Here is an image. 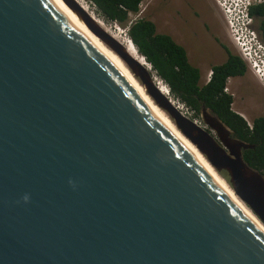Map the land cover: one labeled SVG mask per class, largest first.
Here are the masks:
<instances>
[{
  "label": "water",
  "instance_id": "obj_1",
  "mask_svg": "<svg viewBox=\"0 0 264 264\" xmlns=\"http://www.w3.org/2000/svg\"><path fill=\"white\" fill-rule=\"evenodd\" d=\"M61 1L264 226L252 147L205 109L216 137L185 117ZM0 264H264V234L51 0H0Z\"/></svg>",
  "mask_w": 264,
  "mask_h": 264
},
{
  "label": "trees",
  "instance_id": "obj_2",
  "mask_svg": "<svg viewBox=\"0 0 264 264\" xmlns=\"http://www.w3.org/2000/svg\"><path fill=\"white\" fill-rule=\"evenodd\" d=\"M86 1L93 5L104 22L125 29L129 14H137L143 0ZM249 15L255 20L253 28L264 44V4L251 8ZM127 37L174 100L190 110L195 118L201 116L203 109L219 117L241 141L252 147L242 151V158L250 168L264 176V122L249 130L245 125L236 129L235 122L225 120V117L231 119L233 116L230 96L224 93L227 80L247 73L240 58L227 49V61L213 66L210 81L200 86V71L190 65L185 49L170 36L157 34L151 21L140 19L133 22L128 26Z\"/></svg>",
  "mask_w": 264,
  "mask_h": 264
},
{
  "label": "rangeland",
  "instance_id": "obj_3",
  "mask_svg": "<svg viewBox=\"0 0 264 264\" xmlns=\"http://www.w3.org/2000/svg\"><path fill=\"white\" fill-rule=\"evenodd\" d=\"M84 1L86 2L87 7L90 9V13H93V15L99 19L101 23H103L104 29L111 36L114 35L115 37H118L119 41L125 38L128 39L127 30L131 23L140 19L151 21L156 27L157 34L170 36L176 44L185 49L190 65L199 69L200 71V86L205 84L206 74L211 70V68L213 66L222 64L226 55L220 46L212 44L209 34L206 32L207 26H209L208 23L212 25V30H218L220 42H224L226 44L225 47L232 54H237L232 43H230L228 39L226 26L220 12L215 8L216 13L212 14L210 9L207 7L208 2L206 0H178L176 5H180L179 7L182 9V11H180L181 16H177L174 11H170L168 8H166V1L168 0H156V2L151 0H143V3L139 8V12L129 18L125 29H121L115 24L104 22L99 17L93 5H91L86 0ZM189 4H191L195 9L199 10V19H196L192 16L189 9ZM254 25H256V23ZM194 33L196 34V37H193ZM246 81L253 82L256 85L258 84L262 87L260 88L264 90V83H262V81H260L258 77H256V75L250 71L247 73ZM240 84L242 85V83ZM239 85L236 83L232 87L233 90L236 91L239 88ZM170 99L176 103V105L180 108L181 113L185 117L194 121L198 126L216 137L215 132L208 125L207 118L205 117L204 113L202 114L203 110L201 112V116L195 118L190 110L181 105L178 101L174 100L171 96ZM220 175L222 178L227 179V176L224 172H221Z\"/></svg>",
  "mask_w": 264,
  "mask_h": 264
},
{
  "label": "bare ground",
  "instance_id": "obj_4",
  "mask_svg": "<svg viewBox=\"0 0 264 264\" xmlns=\"http://www.w3.org/2000/svg\"><path fill=\"white\" fill-rule=\"evenodd\" d=\"M53 4L58 8L60 12L100 51L104 54V56L119 70V72L124 76V78L128 81V83L132 86V88L136 91V93L141 97L143 102L148 106L152 114L168 129V131L173 135V137L184 146L193 157L200 163L203 169L210 175V177L219 185V187L226 193V195L232 200L234 204L245 214V216L256 225L259 230L264 234V226L258 221V219L239 201V199L234 195L231 189L227 186L225 181L214 171V169L207 163V161L203 158L197 148L191 144L189 140H187L172 124V122L168 119V117L152 102V100L147 96L145 90L136 82L131 73L127 70V68L123 65L121 60L111 51L109 50L98 38H96L83 24L81 20L69 10L61 0H51ZM82 9L89 14V16L94 20V22L101 27L103 30L104 25L101 23L99 19H97L93 13H90V9L87 7L86 2L84 0H74ZM119 30V29H118ZM106 31V30H105ZM107 32V31H106ZM107 34H109L107 32ZM110 35V34H109ZM111 36V35H110ZM117 42H119L127 51V53L136 61L144 66L147 71L150 72L149 66L145 63L143 59L140 58L136 49L131 46L128 39L118 40V37L114 35L111 36ZM155 85L160 89V92L175 106L174 103L170 99L169 92L166 87H163V83H161L158 79H153ZM178 110L180 108L177 106Z\"/></svg>",
  "mask_w": 264,
  "mask_h": 264
},
{
  "label": "flooded vegetation",
  "instance_id": "obj_5",
  "mask_svg": "<svg viewBox=\"0 0 264 264\" xmlns=\"http://www.w3.org/2000/svg\"><path fill=\"white\" fill-rule=\"evenodd\" d=\"M151 1L156 2V0H151ZM177 1L178 0L166 1V8H168V10L170 11H174L177 14V16H181L180 11H182V9L181 7H179L180 5L178 4L176 5ZM206 1L208 2L207 7L210 9L211 13L215 14L216 13L215 4L211 0H206ZM189 9L194 18L196 19L200 18V12L198 9H195L191 4H189ZM208 24L209 26H207L206 32L209 34L212 44L220 46L223 52L226 54L225 60L223 62L225 63L228 59V54L226 52L227 48L225 47L226 44L224 42H220V39L218 36V33H219L218 30H212L213 28L212 25L210 23ZM254 24H255V20H253V25ZM193 37H196L195 33L193 34ZM248 72L249 70L247 69V73ZM247 73L243 76L230 77L227 80L224 93L230 96V111L232 112L233 116H230L231 119H227L225 117V120L228 122H231V121L235 122L236 129H240V127H244L245 125V127H247L249 130H253L256 124H258L259 126L260 124L264 122V90H262L261 89L262 87L259 86L258 84L256 85L253 82H247L246 81ZM211 76H212V71L210 70L206 74L205 84H207L210 81ZM236 83L238 85L242 83V85L240 84L239 88L236 91H234L232 87ZM216 118L222 125L227 127L225 123L219 117L216 116ZM231 138L237 141H241L232 131H231Z\"/></svg>",
  "mask_w": 264,
  "mask_h": 264
},
{
  "label": "built area",
  "instance_id": "obj_6",
  "mask_svg": "<svg viewBox=\"0 0 264 264\" xmlns=\"http://www.w3.org/2000/svg\"><path fill=\"white\" fill-rule=\"evenodd\" d=\"M211 1L224 20L227 35L236 50V55L264 83V44L254 30L253 19L249 15L251 8L263 5L264 0ZM132 16L134 14H129V18Z\"/></svg>",
  "mask_w": 264,
  "mask_h": 264
},
{
  "label": "clouds",
  "instance_id": "obj_7",
  "mask_svg": "<svg viewBox=\"0 0 264 264\" xmlns=\"http://www.w3.org/2000/svg\"><path fill=\"white\" fill-rule=\"evenodd\" d=\"M236 55V54H235ZM245 65V64H244ZM248 69V68H247ZM249 70V69H248ZM250 71V70H249ZM251 72V71H250Z\"/></svg>",
  "mask_w": 264,
  "mask_h": 264
}]
</instances>
